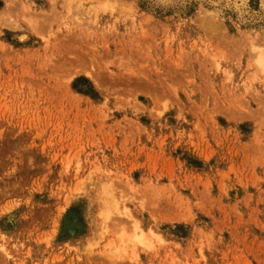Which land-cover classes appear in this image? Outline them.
I'll return each instance as SVG.
<instances>
[{"label": "rangeland", "instance_id": "rangeland-1", "mask_svg": "<svg viewBox=\"0 0 264 264\" xmlns=\"http://www.w3.org/2000/svg\"><path fill=\"white\" fill-rule=\"evenodd\" d=\"M0 264H264V0H0Z\"/></svg>", "mask_w": 264, "mask_h": 264}, {"label": "bare ground", "instance_id": "bare-ground-1", "mask_svg": "<svg viewBox=\"0 0 264 264\" xmlns=\"http://www.w3.org/2000/svg\"><path fill=\"white\" fill-rule=\"evenodd\" d=\"M21 38H22V37H21ZM83 71H84V70H83ZM84 72H86V70H85ZM89 73H90V72H89ZM89 73H86V75L89 76V78H93L92 75L89 74ZM94 82H95V81H94ZM96 82H97V81H96ZM96 84H98V83H96ZM98 85H100V84H98Z\"/></svg>", "mask_w": 264, "mask_h": 264}]
</instances>
